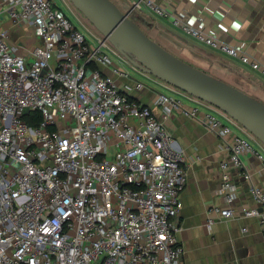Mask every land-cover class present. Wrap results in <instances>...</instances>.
Listing matches in <instances>:
<instances>
[{
    "label": "built area",
    "instance_id": "obj_1",
    "mask_svg": "<svg viewBox=\"0 0 264 264\" xmlns=\"http://www.w3.org/2000/svg\"><path fill=\"white\" fill-rule=\"evenodd\" d=\"M131 5L264 75L237 44L182 22L154 0ZM7 20L28 29L25 45L12 42ZM95 30L76 27L52 0H0V264H184L177 216L187 173L163 123L175 112L197 120L228 151L219 189L227 204L236 197L229 170L241 166L242 153L256 156L264 171V149L212 106H187L160 91L158 117L131 98L126 90L144 83L125 90L116 77L140 69L135 55ZM35 114L40 121L31 125L25 117ZM250 192L261 211L242 214L258 218L264 235V189L251 185ZM234 216L230 206H213L207 225Z\"/></svg>",
    "mask_w": 264,
    "mask_h": 264
},
{
    "label": "crops",
    "instance_id": "obj_2",
    "mask_svg": "<svg viewBox=\"0 0 264 264\" xmlns=\"http://www.w3.org/2000/svg\"><path fill=\"white\" fill-rule=\"evenodd\" d=\"M62 1L68 7L69 3ZM154 1L182 22L199 25L223 42L237 44L264 68V0ZM112 2L123 12L135 11L131 5L132 0ZM138 10L133 20L155 38L161 39L166 48L173 50L171 52L219 80L243 89L246 94L264 104V75L260 71L252 70L236 59L211 50L184 34L170 20L155 16L143 8ZM79 22L84 27L80 20ZM127 70L131 77H116L118 85L125 89L126 86H132L134 81L143 82L145 86L141 90H125L137 102L150 105L158 117H161L160 110L153 104L161 90L158 86L172 91L171 95L181 98L187 106L199 104L203 110L208 108L194 97L175 92L172 87L157 81L142 69ZM103 73L110 75L111 72L103 68ZM163 123L182 150V165L187 173V182L181 193L182 208L177 216L180 226L178 238L183 247L184 264H264V235L259 220L255 217H243L242 214L245 208L261 211L250 192L251 185L264 189L261 161L245 152L240 155L241 166L230 167L229 173L236 186V197L227 204L219 193L220 163L229 161L230 158L228 151L222 148V141L197 120L179 112L173 113ZM231 125L236 133L250 139L256 147L259 146L256 141L246 136L242 130L244 128L235 123ZM213 206H230L235 211V216L230 219L214 217L213 224L208 226V209Z\"/></svg>",
    "mask_w": 264,
    "mask_h": 264
},
{
    "label": "water",
    "instance_id": "obj_3",
    "mask_svg": "<svg viewBox=\"0 0 264 264\" xmlns=\"http://www.w3.org/2000/svg\"><path fill=\"white\" fill-rule=\"evenodd\" d=\"M68 1L116 49L134 54L144 72L219 109L264 145L262 102L169 52L111 0Z\"/></svg>",
    "mask_w": 264,
    "mask_h": 264
},
{
    "label": "rangeland",
    "instance_id": "obj_4",
    "mask_svg": "<svg viewBox=\"0 0 264 264\" xmlns=\"http://www.w3.org/2000/svg\"><path fill=\"white\" fill-rule=\"evenodd\" d=\"M53 2H55L56 3V5L58 6V7H60L64 12H66L68 15H69V17L72 19V22H73V24L76 26V27H78L79 29H81V30H83L84 29V27L80 24V22H79V20L83 23V25L85 24L86 26H88V27H90L91 29H93V30H95V28L91 25V23L83 16V14H81V12H79L76 8H74L72 5H71V3L69 2V5H68V7L70 8V10H69V8L65 5V3L62 1V0H52ZM112 1V0H111ZM73 12V13H72ZM139 12V10L138 9H135V11H132L131 13H130V18L131 19H134V18H136L135 17V13H138ZM75 15V16H74ZM77 16V17H76ZM77 18H79V20L77 19ZM139 26H140V28L146 33V35L149 37V38H151V39H153L154 41H156L157 43H159L161 46H163L165 49H168V51L169 52H171V51H173V50H170V48H166L167 46H165V43L161 40V39H158V38H155V36L151 33V32H149L146 28H142V26L140 25V24H138ZM3 26V28L5 27V28H8V29H10V33H11V37H12V40H13V42H15V43H19L20 45H25L26 44V42L28 41V39L29 38H31V36H29L28 35V29L27 28H25V27H22V28H20V29H18V30H16V28L15 27H13L12 26V23L10 22V21H5L4 22V24L2 25ZM96 31V30H95ZM156 39V40H155ZM32 47H33V45H29V47H28V49L30 50V49H32ZM172 54H174L175 52H171ZM174 55H178V54H174ZM177 57H179V56H177ZM180 59H182V60H184V61H186L187 63H189V64H191L190 62H188L187 60H185L184 58H181V57H179ZM193 66H195L196 67V65L195 64H192ZM197 68V67H196ZM207 73V72H206ZM209 74V73H208ZM146 75H148V74H146ZM149 75H151V74H149ZM211 75V74H210ZM212 76V75H211ZM151 77L152 78H156V77H154V76H152L151 75ZM140 78V77H139ZM138 78V79H139ZM143 79L144 80H147L146 78H144L143 77ZM156 80L157 81H159V82H161V83H163L164 85H166V86H170V87H172V89L173 90H176L175 92H182V91H180V90H178V89H176L175 87H173V86H171V85H169V84H167V83H165V82H163V81H161V80H159V79H157L156 78ZM223 82H225V83H227V84H229L227 81H223ZM145 83H148V82H146L145 81ZM231 85V84H230ZM158 88L159 89H161V90H159V91H161V92H164V93H166V94H169V95H171L172 93V91H170L169 89H166V88H162L161 86H158ZM237 89H239V90H241V91H243V89H241V88H237ZM162 90H164V91H162ZM244 92V91H243ZM182 93H185V92H182ZM245 93V92H244ZM186 94V93H185ZM188 95V94H187ZM188 96H190V95H188ZM192 97V96H191ZM201 101V100H200ZM200 101H197V102H200ZM204 104L203 105H206V107H210L211 105H209L208 103H206V102H204V101H202ZM211 108V107H210ZM212 108L218 113V114H220V115H224L225 113H223L222 111H220L219 109H217V108H215L214 106H212ZM222 115V116H223ZM229 117V116H228ZM232 119V118H231ZM233 120V119H232ZM233 122L235 123V124H237V125H239L236 121H234L233 120ZM240 126V125H239ZM241 128V127H240ZM247 135L246 136H249L252 140H254V141H256L258 144H259V146H261L263 149H264V145L263 144H261L258 140H256L252 135H250L247 131H245V129H242Z\"/></svg>",
    "mask_w": 264,
    "mask_h": 264
},
{
    "label": "trees",
    "instance_id": "obj_5",
    "mask_svg": "<svg viewBox=\"0 0 264 264\" xmlns=\"http://www.w3.org/2000/svg\"><path fill=\"white\" fill-rule=\"evenodd\" d=\"M25 119L29 124L35 125L38 121H40V116L38 114H35L33 117L28 116V117H25Z\"/></svg>",
    "mask_w": 264,
    "mask_h": 264
}]
</instances>
